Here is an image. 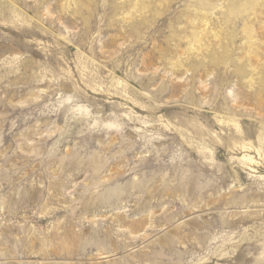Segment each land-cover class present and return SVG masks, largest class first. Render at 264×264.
<instances>
[{
	"label": "rangeland",
	"instance_id": "obj_1",
	"mask_svg": "<svg viewBox=\"0 0 264 264\" xmlns=\"http://www.w3.org/2000/svg\"><path fill=\"white\" fill-rule=\"evenodd\" d=\"M0 264H264V0H0Z\"/></svg>",
	"mask_w": 264,
	"mask_h": 264
},
{
	"label": "bare ground",
	"instance_id": "obj_2",
	"mask_svg": "<svg viewBox=\"0 0 264 264\" xmlns=\"http://www.w3.org/2000/svg\"><path fill=\"white\" fill-rule=\"evenodd\" d=\"M146 165H148V163H146L145 166ZM162 179H163V177H162ZM196 180H197V178L194 177V176H191V177L190 176L189 177L188 176H182L181 179H179V180L177 179V181H176L175 185L173 186V188L169 187V189L172 190L173 192H178L181 196L182 195H186L187 197H191V201L193 202L194 206H196L197 203L194 200V197H198V195L200 194L199 192L201 190V189H199L200 187H197ZM161 181H163V180H161ZM161 186H162V189L158 191V194H157L158 197H163V193L168 191V188H167L168 185L165 184V182H163V184ZM145 187H146V185H144V184L143 185H137L134 182V183H132V188L131 189L133 191H140V190H144ZM146 192H147V195H149L151 193L150 186L147 187V191ZM198 198H197V201H198Z\"/></svg>",
	"mask_w": 264,
	"mask_h": 264
}]
</instances>
